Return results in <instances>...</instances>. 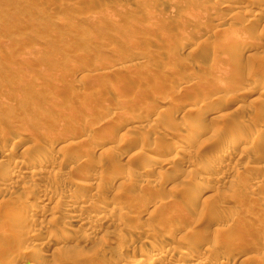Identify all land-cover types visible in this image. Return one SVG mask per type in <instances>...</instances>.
<instances>
[{
  "label": "rangeland",
  "instance_id": "obj_1",
  "mask_svg": "<svg viewBox=\"0 0 264 264\" xmlns=\"http://www.w3.org/2000/svg\"><path fill=\"white\" fill-rule=\"evenodd\" d=\"M176 1L0 0V150L15 148L9 164L33 167L41 174V181L10 182L1 173L0 230L5 235L0 237L7 242L0 247V264L29 263L33 250L46 242L52 247L44 264H133L159 237H168V251L180 254L187 247L180 239L183 234L198 242V248L193 247L199 252L211 253V246L219 249L208 264L225 259L230 264H264V14L239 10L248 2L251 12L256 6L263 9L264 0ZM220 24L239 29L238 35L230 31L229 37H235L232 46L220 35ZM114 112L118 119L108 123ZM84 131L85 139L80 137ZM180 134L181 149L171 151ZM242 137L250 142L241 144ZM151 138L155 143L146 141ZM76 142L83 145V154L79 146L74 151ZM232 144L234 155L225 159ZM42 148L49 154L34 168L31 154L35 158ZM79 157L89 165L75 168L76 161L82 163ZM118 159L126 162L116 166ZM47 162L60 164L61 172ZM209 171L222 176L221 182H197V176ZM47 189L64 192L63 198L51 194L38 201L35 197ZM95 189L100 196L93 197ZM25 198V215L32 212L35 223L21 229L12 222L11 211ZM68 198L87 205V226L68 221ZM147 211L153 215L147 217ZM164 213H170L168 218ZM164 216L175 219L172 235L161 224ZM21 231L37 237L20 244L16 238ZM135 245L145 251L139 253ZM185 261L202 263L197 257Z\"/></svg>",
  "mask_w": 264,
  "mask_h": 264
},
{
  "label": "bare ground",
  "instance_id": "obj_2",
  "mask_svg": "<svg viewBox=\"0 0 264 264\" xmlns=\"http://www.w3.org/2000/svg\"><path fill=\"white\" fill-rule=\"evenodd\" d=\"M178 1V0H177ZM176 1V2H177ZM191 1V0H190ZM228 1V0H227ZM233 1V0H232ZM245 1V0H244ZM248 1V0H247ZM253 1V0H252ZM260 3L263 1V0H258ZM258 1H257V3H258ZM169 2V1H168ZM181 2V1H180ZM194 2V1H193ZM210 2V1H209ZM170 3V2H169ZM186 3H187V1H186ZM200 3H202V2H200ZM220 3V4H219ZM243 3V2H242ZM248 3H251V2H248ZM247 3V5H249ZM262 3H264V2H262ZM261 3V4H262ZM182 4V3H181ZM203 4V3H202ZM201 4V5H202ZM218 4L221 6V2H218ZM255 4H256V1H255ZM255 4H254V6H255ZM172 5V7H173V4H171ZM188 5H190V4H188ZM193 4L191 3V6H192ZM210 5H213V4H211L210 3ZM243 4H241L240 5V7H239V10H241L243 13H247V15H248V13L251 15V16H255V15H257L260 11H262L263 12V14H264V8L263 9H261L260 7H257L256 6V8L251 12L250 11V9L248 8V6L246 5V6H242ZM260 5V4H259ZM176 6H177V3H176ZM180 6V5H179ZM204 6V5H203ZM236 6V5H235ZM252 6H253V4H252ZM263 6H264V4H263ZM170 7V6H169ZM175 7V6H174ZM184 7V6H183ZM213 7H214V5H213ZM223 7H228L227 5H225L224 4V6ZM178 8V7H177ZM180 8V7H179ZM185 8V7H184ZM190 7H188L187 9H189ZM191 8H194V7H191ZM196 8V7H195ZM202 8V6L200 7V9ZM205 8H206V6H205ZM182 9V8H181ZM186 8H185V10H187ZM200 9H198L199 11H200ZM202 9H204V8H202ZM234 9H236V8H234ZM261 9V10H260ZM192 10V9H191ZM206 10V9H205ZM204 10V11H205ZM209 10V9H208ZM252 10V9H251ZM180 11V10H179ZM198 11V12H199ZM207 11V10H206ZM235 11V10H234ZM183 12V11H182ZM185 12V11H184ZM202 12V11H201ZM210 12V11H209ZM209 12H208V14H209ZM186 13V12H185ZM190 13H192V12H190ZM204 13V12H203ZM234 13V12H233ZM237 13H239V12H237ZM184 14V13H183ZM188 14V13H187ZM195 14V13H194ZM205 14V13H204ZM240 14V13H239ZM201 15H203L202 13H201ZM205 15H207V14H205ZM231 15V14H230ZM234 15H236V14H234ZM243 15V14H242ZM245 15V14H244ZM232 16V15H231ZM250 16V17H251ZM226 17V16H225ZM249 17V16H248ZM247 17V18H248ZM230 18V17H229ZM257 19V18H256ZM200 20V19H199ZM225 20V19H224ZM232 22H233V19L231 20ZM231 21H229V22H231ZM243 21V20H242ZM252 21V20H251ZM254 21V20H253ZM234 22H235V20H234ZM259 22V21H258ZM227 23V22H226ZM237 23V22H236ZM247 24V23H246ZM232 25H233V23H232ZM247 26V25H246ZM220 29H219V32H220V35L222 36H226L227 38H226V40L228 41V42H234V39H235V37L232 39V37H233V35L232 34H234V33H232L231 32V35H232V37L230 38L229 37V35H230V31H233V32H236V31H238V33L236 32L235 33V35H238L240 32H239V29L238 30H233V28L230 26V25H225V24H220ZM241 28V27H240ZM242 29H244V27L242 28ZM218 32V33H219ZM252 32V31H251ZM180 33V32H179ZM218 33H216L215 34V36L218 34ZM228 35V36H227ZM243 35V34H242ZM241 36V35H240ZM248 36H250L249 34H248ZM237 37H239V36H237ZM243 37H244V35H243ZM252 37V36H251ZM246 38V37H245ZM216 39V38H215ZM243 40H246V39H243ZM235 42H236V40H235ZM177 43V42H176ZM175 43V44H176ZM217 43H219L220 44V42H216V44ZM212 44V43H211ZM218 44V45H219ZM237 44V43H236ZM210 45V44H209ZM241 45V44H240ZM239 45V46H240ZM229 46V45H228ZM231 46H232V43H231ZM217 47V46H216ZM216 47H214L213 48V50L214 49H216ZM236 47H238V46H236ZM235 47V48H236ZM209 48V47H208ZM229 48V47H228ZM218 49V48H217ZM233 49V48H232ZM237 49V48H236ZM212 50V49H211ZM204 51V50H203ZM216 51V50H215ZM226 51V50H225ZM243 51V50H242ZM206 52V51H205ZM214 52V51H213ZM238 52V51H237ZM209 53H210V51H209ZM208 54V53H207ZM226 55V54H225ZM228 56V55H227ZM208 57V56H207ZM207 57H205V58H207ZM220 57V56H219ZM223 57H224V55H223ZM226 57V56H225ZM221 59H222V57H221ZM234 59H237V58H234ZM219 60V59H218ZM227 60V59H226ZM221 61V60H220ZM231 61V60H230ZM215 62V61H214ZM217 62V61H216ZM241 62V61H240ZM221 63H223V62H221ZM232 63V62H231ZM217 64V63H216ZM229 64V63H228ZM238 64V63H237ZM236 64V65H237ZM241 64V63H240ZM227 65V64H226ZM230 65V64H229ZM231 65H233V64H231ZM235 66V65H234ZM246 66H248V65H246ZM232 67V66H231ZM243 67V66H242ZM226 68V67H225ZM233 68V67H232ZM235 68V67H234ZM244 68V67H243ZM219 69V68H218ZM228 69V68H227ZM213 70H215V69H213ZM229 70V69H228ZM238 70V69H237ZM241 70V69H240ZM239 70V71H240ZM245 70V69H244ZM216 71V70H215ZM235 72V71H234ZM243 73V72H242ZM228 74V73H227ZM232 74V73H231ZM219 76V75H218ZM216 77V76H215ZM248 77V76H247ZM216 78H220V77H216ZM249 78V77H248ZM198 79V78H197ZM196 79V80H197ZM190 81V80H189ZM188 81V82H189ZM255 81V80H254ZM256 82V81H255ZM252 83V82H251ZM254 85L256 84V83H253ZM258 84H259V82H258ZM263 85V84H262ZM225 91V90H224ZM209 98H208V100L210 99V97L211 96H208ZM213 99H216L215 97L214 98H212L211 99V101L213 100ZM211 101L210 102H208V103H211ZM178 105V104H177ZM170 107V106H169ZM168 107V108H169ZM174 107V106H173ZM180 107V106H179ZM219 107H221V106H219ZM184 108V107H183ZM222 108V107H221ZM161 110V109H160ZM163 110H165V108L163 109ZM168 110V109H167ZM178 111H179V109H177ZM162 111V110H161ZM170 112L169 113H171V110H169ZM178 111H176V112H178ZM166 112V111H165ZM174 111H172V113H173ZM213 112V111H212ZM163 113V112H162ZM171 113V114H172ZM207 113V112H206ZM113 114H118V113H112V119L110 120V121H108V119H107V122L109 123H111V122H115L118 118V115L116 116V115H113ZM177 114H179V113H177ZM185 114V113H184ZM210 114V113H209ZM165 115V114H164ZM169 115V114H168ZM114 116V117H113ZM119 116H120V114H119ZM170 116H172V115H170ZM174 116H176V115H174ZM166 117H167V115H166ZM177 117V116H176ZM169 118V117H168ZM175 118V117H174ZM170 119V118H169ZM171 120V119H170ZM106 121V120H105ZM140 121V120H139ZM138 121V122H139ZM179 122V121H178ZM103 123V122H102ZM107 123V124H108ZM192 124V123H191ZM105 126V125H104ZM109 127H111V126H109ZM134 127V126H133ZM132 127V128H133ZM139 127V125L138 126H135L134 128L135 129H137ZM105 128V127H104ZM103 128V129H104ZM140 128H141V126H140ZM106 129H108L109 130V128H106ZM142 129V128H141ZM100 131L102 130V129H99ZM98 130V131H99ZM241 131H242V129H240ZM112 131V130H111ZM83 132V131H82ZM96 132V131H95ZM110 132V131H109ZM113 132V131H112ZM86 133H88V131L86 132ZM111 133V132H110ZM232 133H235L236 134V131L235 132H233V130H232ZM232 133H231V136H232ZM81 135H80V137H82V138H84L83 136H86L85 135V131H84V133H80ZM237 134H238V131H237ZM96 135V134H95ZM239 135V134H238ZM241 135V134H240ZM98 136V135H97ZM104 136V135H103ZM110 136V135H109ZM113 136H114V133H113ZM179 137L176 139V140H173L172 141V146H171V151L172 150H174V151H179L180 149H181V145H182V139H183V135L182 134H180V135H178ZM101 137H102V134H101ZM234 137H236V136H234ZM112 138V137H111ZM188 138V137H187ZM232 138V137H231ZM245 138H247V137H245ZM85 139V138H84ZM97 139V138H96ZM104 139V138H103ZM228 139V138H227ZM248 140H249V138H247ZM102 140V139H101ZM190 140V139H189ZM55 141V140H54ZM98 141H100V139L98 140ZM146 141H152V142H154L155 143V141H153L152 140V138L149 140H146ZM27 142V141H26ZM53 142V141H52ZM57 141H55V143H56ZM91 143L93 142L92 140L90 141ZM95 142V141H94ZM116 142V141H115ZM186 142H187V139H186ZM247 142H250V141H247V140H245V139H243V137H242V140H240V143L241 144H245V143H247ZM58 143V142H57ZM77 143V144H76ZM76 143H74V145H75V150L74 151H76L77 149H80V154H83V152H81V150H82V146L83 145H81V147L79 146V144H78V142H76ZM96 143V142H95ZM145 143V142H144ZM185 143V142H184ZM52 144V143H51ZM66 144V143H65ZM83 144V143H82ZM93 144V143H92ZM147 144V143H146ZM149 144H150V142H149ZM86 145H87V142H86ZM89 145V144H88ZM143 143H141V146L143 147ZM215 145H217V144H215ZM29 147H30V145H28ZM27 145L24 147V149L26 148V150L27 151H25L24 150V152H28V147ZM34 146V144L32 145V147ZM53 146H54V142H53ZM80 148H79V147ZM104 146V145H103ZM120 146V145H119ZM119 146H116V147H119ZM17 147V146H16ZM31 147V148H32ZM55 147V146H54ZM64 147H66V145L64 146ZM64 147H62V154H64L63 152H64V150H63V148ZM78 147V148H77ZM85 147V146H84ZM87 147H89V146H87ZM113 147H114V145H113ZM146 147V146H145ZM151 147H154V145L153 146H151ZM151 147H149V149L151 148ZM1 148V147H0ZM4 148H6V147H4ZM8 148V147H7ZM92 148V147H91ZM96 148H98V147H96ZM120 148V147H119ZM144 148V147H143ZM147 148V147H146ZM1 149H3V148H1ZM14 149L15 148H12V149H10V150H0V176L2 175L1 173H4V174H7V175H3V176H8V180L10 181V182H20V181H24V179H29V181H31L30 179H32V180H36L37 181V179L38 180H40V177H39V174H40V171H37L36 169H33V167L30 169V170H26L25 168H23V169H16L15 168V166H11L10 164H9V159H8V157L9 156H11V154L13 153V151H14ZM30 149V148H29ZM34 149V148H33ZM85 149H86V147H85ZM88 149V148H87ZM90 149V148H89ZM113 149V151H114V149H115V147L114 148H112ZM118 149V148H117ZM153 149V148H152ZM151 149V150H152ZM209 149V148H208ZM46 149H44V148H42V151H40V152H38V154L36 155L35 154V158H34V156H33V154L34 153H29V154H31V158H30V160L34 163L33 165H35L34 166V168L36 167V166H38L37 164H39L40 163V161L45 157V156H47L49 153H48V151H49V149H47L48 151H45ZM84 150V149H83ZM93 150H95V149H93ZM109 150V149H108ZM150 150V151H151ZM199 150V149H198ZM236 150V145L235 144H232L231 146H230V148L227 150V152H226V154L223 156L225 159L227 158V159H230V158H232V156L234 155V151ZM31 151V150H30ZM33 151V150H32ZM31 151V152H32ZM79 151V150H78ZM77 151V152H78ZM92 151V150H91ZM110 152H112L111 150H109ZM153 151V150H152ZM220 151V150H219ZM15 152V151H14ZM23 152V151H22ZM35 152V151H34ZM59 152V151H58ZM84 152H86L87 153V151H84ZM221 152V151H220ZM46 153H47V155H46ZM60 153V152H59ZM58 153V154H59ZM71 153V152H70ZM85 153V154H86ZM90 153V152H89ZM108 153V152H107ZM113 153V152H112ZM169 153V152H168ZM218 153V152H217ZM53 154H55V153H53ZM66 154V153H65ZM79 154V155H80ZM92 154V153H91ZM109 154V153H108ZM209 154H212V153H209ZM208 154V155H209ZM61 155V154H60ZM106 155V154H105ZM141 155V154H140ZM213 155V154H212ZM62 157H64L63 155H61ZM67 156H70V157H72L71 155H67ZM74 156H78V154L76 153V155H74ZM82 156V155H81ZM58 157V156H57ZM208 157H210V155L208 156ZM221 157V156H220ZM51 158H56V156H54V157H51ZM65 158V157H64ZM90 158V157H89ZM211 158H212V156H211ZM237 158V157H236ZM8 159V160H7ZM53 159V160H54ZM57 159V158H56ZM73 159V158H72ZM79 159H80V157H79ZM78 159V160H79ZM176 159V155H172V158H171V160H175ZM21 160V159H20ZM24 160V159H23ZM22 160V161H23ZM29 160V161H30ZM51 160V159H50ZM61 160H62V158H61ZM63 160H65V159H63ZM74 160H77V158L75 157V159ZM81 160V159H80ZM79 160V161H80ZM206 160V159H205ZM28 161V160H27ZM82 161V160H81ZM84 161H85V159H84ZM87 161V160H86ZM85 161V163H87ZM89 161V160H88ZM15 162H17V161H15ZM42 162H46V159H45V161H42ZM63 162V161H62ZM126 162V161H125ZM124 161H122V162H120L119 161V159L117 160V161H115V165H116V163H117V165L116 166H120L121 167V165H123L122 163H125ZM11 163V162H10ZM48 163V162H47ZM58 163H60L59 161H58ZM58 163L57 164H55V162H52L51 164L50 163H48L50 166V169H53V171L55 170H58L57 168L60 166V164L62 165V163H60L59 164V166H57L58 165ZM72 163H74V162H72ZM75 163H77V164H74L76 167L75 168H79L80 166H84L85 164L83 163V161H82V163L81 162H78V161H76ZM113 163H114V161H113ZM112 163V164H113ZM13 164V163H12ZM20 164V163H19ZM42 164H44V163H42ZM80 164H84V165H80ZM23 165V164H22ZM45 165H46V163H45ZM74 165H72V166H70V168H69V171H70V169L74 166ZM89 165V164H88ZM87 164L85 165V167L86 166H88ZM20 166V165H19ZM40 166V165H39ZM48 167V166H47ZM115 166L113 165V168H114ZM38 168V167H37ZM74 168V167H73ZM39 169H40V167H39ZM48 169V168H47ZM46 169V170H47ZM50 169L48 170L49 172H50ZM83 168H80V171L82 170ZM36 170V171H35ZM59 172H61V167H59ZM72 170V169H71ZM116 170V169H115ZM120 170V169H119ZM118 170V171H119ZM144 170V169H143ZM52 171V170H51ZM68 171V170H67ZM68 171V172H69ZM73 171V170H72ZM114 171V170H113ZM66 172V171H65ZM65 172H63V173H65ZM83 172V171H82ZM112 172V171H111ZM115 172V171H114ZM117 172V171H116ZM52 173V172H51ZM62 173V174H63ZM70 173V172H69ZM69 173H67V174H69ZM72 173L73 172H71V175H72ZM47 174V173H46ZM58 173L56 172L54 175H57ZM62 174H60V176H63ZM66 174V173H65ZM110 174V173H109ZM117 174V173H116ZM41 175V174H40ZM48 175V174H47ZM79 175V174H78ZM80 175H81V172H80ZM3 176H2V179H3ZM38 176V177H37ZM42 176H44V175H42ZM46 176V175H45ZM57 176H59V175H57ZM56 176V177H57ZM114 176V175H113ZM66 177H68V175H66ZM82 176H80V178H81ZM1 178V177H0ZM7 178V177H6ZM45 178H50V177H45ZM70 177H68V179H69ZM100 177L99 176H97V179H99ZM116 178V177H115ZM221 178H222V176L221 177H218V176H215V173H212V172H210L209 171V173H204V175L201 177V176H197V178H196V180H198L197 182H201V183H213V184H215V183H218V182H221ZM44 179V178H43ZM58 179H59V177H58ZM67 179V180H68ZM82 179V178H81ZM4 180H5V178H4ZM4 180H3V182H4ZM8 180H7V185H8ZM45 180V179H44ZM47 180V179H46ZM45 180V181H46ZM70 180V179H69ZM84 180V179H83ZM6 181V180H5ZM41 181V180H40ZM40 181H39V183H40ZM48 181V180H47ZM44 182V181H43ZM49 182V181H48ZM67 182V181H66ZM70 182V181H69ZM6 183V182H5ZM5 183H4V185H5ZM81 183V182H80ZM84 183H87V181L86 182H84ZM93 183V182H92ZM1 184V183H0ZM2 185H3V183H2ZM15 185H16V183H15ZM79 185V183H77V185H75V186H78ZM105 185H106V183H105ZM261 185V184H260ZM49 186V185H48ZM82 186H84V185H82ZM144 187H147L146 185L144 186ZM53 189V188H52ZM68 189V188H67ZM76 189V188H75ZM144 189V188H143ZM6 190V189H5ZM9 191V190H8ZM62 191H64V190H62ZM68 191H70V190H68ZM74 191V190H73ZM7 192V191H6ZM64 193V192H63ZM63 193L60 191H53V190H49V189H47L46 191H42V193L40 194V195H37L35 198H37L38 199V201H39V199H40V201L42 200H45L46 198H47V196L48 195H51V194H54V195H56L59 199L60 198H63ZM65 194H66V192H65ZM92 195H93V197H97V196H100L101 195V192L99 191V190H96L95 189V191L92 193ZM91 195V196H92ZM263 195V194H262ZM137 196H138V194H137ZM137 196H135V197H137ZM140 196V195H139ZM264 196V195H263ZM21 197V196H20ZM19 197V198H20ZM27 197V196H26ZM30 198V197H29ZM74 198V197H73ZM16 199V198H15ZM132 199V198H131ZM139 199V198H138ZM20 200V199H19ZM25 200H26V198L24 199V200H22L24 203H25ZM75 200H77V199H75ZM111 200V199H110ZM109 200V201H110ZM73 201V202H72ZM70 200V198H68L67 199V203H68V206H69V209H70V211H68V212H70L69 214L70 215H68L69 217H67V218H69V220L68 221H70V222H72L73 224H75V225H79L80 227L83 225V226H87L89 223H88V218L86 217V215H85V213L83 212V208H84V206H87V205H83L82 203H79V202H76V201H74V200ZM78 201V200H77ZM111 201H113V200H111ZM128 201V200H127ZM139 201V200H138ZM26 202H28V200L26 201ZM128 202H130V201H128ZM147 202V201H146ZM6 203V202H5ZM13 203V202H12ZM20 202H18V204H19ZM20 204V205H18L17 206V204H16V208H14V209H12L13 211H11V213H12V215H13V218H11V220H12V222H13V220H15L14 222V224L16 225V226H18V228L20 227L21 229H22V227H25L26 228V225H27V227H28V225L32 222V221H34V214L31 212H29L30 214H28V215H25L26 214V209L27 208H25L26 207V203L25 204ZM113 203V202H112ZM114 203L115 204H120V203H116V201H114ZM132 203V202H131ZM139 203H140V201H139ZM144 203V202H143ZM180 203V202H179ZM10 204V203H9ZM78 204H81V206H79L78 207ZM158 203H156L155 205H156V207H159L158 205H157ZM188 204V203H187ZM3 205V204H2ZM83 205V206H82ZM145 205H146V203H145ZM160 205V204H159ZM185 205V204H184ZM10 206V205H9ZM12 206V205H11ZM30 206V205H29ZM144 206V205H143ZM142 206V207H143ZM147 206V205H146ZM187 206V205H186ZM203 207H205V209L207 208L206 206H203ZM13 208V207H12ZM29 208V207H28ZM154 208V207H153ZM172 210L175 208H172V207H170ZM177 208H180V206L178 207H176L175 209H177ZM185 208V207H184ZM193 208V207H192ZM2 209V208H1ZM9 209V208H8ZM11 209V208H10ZM142 209V208H141ZM144 209V208H143ZM171 209H168V210H171ZM4 210V209H3ZM67 210H68V208H67ZM146 210V209H145ZM181 210V209H180ZM195 210V209H194ZM201 211L200 212H203L204 210L203 209H200ZM2 211V210H1ZM5 211H7V210H5ZM28 211V210H27ZM33 211V210H32ZM167 211V210H166ZM176 211V210H175ZM8 212V214H11L10 213V210L9 211H7ZM168 212H170V211H168ZM176 212H178V209H177V211ZM175 212V213H176ZM180 212V211H179ZM147 213H149L148 211H147ZM152 213H153V211H152ZM170 213H173V212H170ZM170 213H169V215H170ZM180 213H182V212H180ZM203 213H205V211L203 212ZM4 214H7V213H4ZM3 214V215H4ZM164 214H166V213H164ZM183 214V213H182ZM189 214V213H188ZM206 214H208V213H206ZM12 215H11V217H12ZM149 215H151L150 213L148 214V216L147 217H149ZM153 215V214H152ZM151 215V216H152ZM167 215V218H168V214H166ZM180 215V214H179ZM190 216V218H191V216H192V214L190 213L189 214ZM9 216V215H8ZM8 216H6V217H8ZM36 216V215H35ZM129 216V215H128ZM150 216V217H151ZM180 216H182V215H180ZM201 216V215H200ZM163 217V216H162ZM171 217V216H170ZM183 217V216H182ZM181 217V219H183ZM130 218V217H129ZM175 218H177L178 219V217H175ZM184 218H187V217H184ZM189 218V219H190ZM96 219H99V221H100V218H96ZM147 219V218H146ZM163 219H165L161 224H163V227H164V230H165V232L167 233V235L168 234H171L172 235V233L171 232H173V230H175L176 229V224L174 223V221H175V219H174V221L173 220H171V219H166L165 218V216H164V218H162V220ZM188 219V220H189ZM195 219V218H194ZM193 219V220H194ZM213 219V218H212ZM148 220V219H147ZM146 220V221H147ZM179 220V219H178ZM184 220H186V219H184ZM93 221V220H92ZM98 221V222H99ZM101 221H103L102 219H101ZM101 221L99 222L100 224H101ZM144 221V220H143ZM11 222V221H10ZM94 222V221H93ZM96 222V221H95ZM98 222H97V225H98ZM142 222V221H141ZM179 222V221H178ZM191 222V221H190ZM29 223V224H28ZM34 223H35V221H34ZM48 223V222H47ZM102 223H104V222H102ZM143 224L145 223V221L144 222H142ZM180 223V222H179ZM143 224H142V226H143ZM182 224V223H181ZM189 224V223H188ZM192 224V223H191ZM190 224V225H191ZM236 224H238V223H236ZM25 225V226H24ZM90 225H91V227H92V222L90 223ZM95 225V224H94ZM151 225V224H150ZM150 225H149V227H150ZM185 225V224H184ZM198 225V224H197ZM14 226V225H13ZM44 226V225H43ZM148 226V225H147ZM146 226V227H147ZM179 226H180V224H179ZM199 226V225H198ZM238 226V228H240L239 227V225H237ZM241 226V225H240ZM4 227V226H3ZM46 227V225L44 226V227H41L40 228V231L41 230H43V228H45ZM144 227V226H143ZM142 227V228H143ZM181 227H183V226H181ZM208 227V226H207ZM242 227V226H241ZM93 228V227H92ZM91 228V229H92ZM94 228H96L95 226H94ZM190 228H192V227H190ZM203 228V227H202ZM5 229H6V227H5ZM10 229V228H9ZM89 229V228H88ZM146 229V228H145ZM159 229V228H158ZM180 229H182V228H180ZM200 229V228H199ZM242 229V228H241ZM245 229V228H244ZM11 230V229H10ZM9 230V231H10ZM12 230H13V227H12ZM96 230V229H95ZM138 230V229H137ZM144 230V229H143ZM142 230V231H143ZM185 230V229H184ZM194 230V229H193ZM192 230V231H193ZM209 230V229H208ZM238 230H240V229H238ZM14 231V230H13ZM24 231V230H23ZM140 231V230H139ZM200 231H202V229L200 230ZM200 231L199 230H197V232H199V234H200ZM233 231V230H232ZM241 231V230H240ZM240 231H238V234H240L239 232ZM243 231V230H242ZM4 230L2 229V231L0 230V235L2 236V237H4ZM6 233H7V231H5ZM15 232V231H14ZM212 232V231H211ZM210 232V233H211ZM245 233L247 232V231H244ZM24 233V232H23ZM137 233H138V231H137ZM149 233V232H148ZM191 233V232H190ZM190 233H188V237H189V234ZM195 233H196V231H195ZM242 233V235H243V232H241ZM4 234V235H3ZM8 234H12V232H9ZM15 234H17V233H15ZM21 234H22V231H21ZM28 234V233H27ZM27 234H22L21 236H19L18 237V239L16 238V240L18 241V243H20V240H22L23 241V243H30V242H32L33 241V239H35L37 236H35L34 234H29V235H27ZM162 234V233H161ZM192 234H193V232H192ZM191 234V235H192ZM203 234H205V232L203 233ZM229 234H231V237L233 238V239H236V237H235V233L233 232H231V233H229ZM143 235V234H142ZM144 235H145V233H144ZM154 235H156V234H154ZM164 235H165V233H164ZM170 235V236H171ZM195 235V234H194ZM197 235H198V233H197ZM201 236H202V234H200ZM206 236L208 235V234H205ZM8 236H12V235H8ZM7 236V237H8ZM196 236V235H195ZM199 236V235H198ZM206 236H204V238L206 237ZM227 236V238L228 237H230V235H226ZM241 236V235H240ZM239 236V238L240 239H242V237H240ZM246 236V235H245ZM2 237H0L1 239H0V247H2L3 245H4V243H6L7 241L6 240H4ZM12 237H14V236H12ZM11 237V238H12ZM154 237V236H153ZM187 237V235H185V234H183V236L181 235L180 236V239L182 238V241H183V238H184V241H183V243H184V245H186V243H187V247L185 246V249H183V250H180L179 251V253L180 254H178V255H175V253H170L169 251H168V249L166 248L167 247V245H168V241H170L169 240V238L168 237H163V238H158L157 239V241H155V243H151L150 245H151V250L149 251H145L142 247H143V245L142 246H137V245H135V246H137V247H135V249H139V253H141V252H143V250L145 251L144 253H143V255H141V257L140 258H137V259H135L134 261H133V264H189V262H187V261H185L186 259H192L193 257H197V258H199L201 261H202V263H200V264H208L209 262V259L210 258H212V255L215 253V250H216V248L217 247H215V246H211V247H208V248H210V251H211V253H209L208 252V250L207 249H205V250H207V252H204V251H200L199 252V249H198V251H197V249L195 250V245H194V247H193V244H198V242H195V240H194V242L195 243H193V240H192V238H191V240L192 241H189L190 240V237H189V240H188V238H186ZM230 237V238H231ZM9 238V237H8ZM147 238V237H146ZM152 238V237H151ZM168 238V239H167ZM198 238V237H197ZM199 238H201L200 236H199ZM203 238V237H202ZM224 238H226L225 236H224ZM10 239V238H9ZM9 239H7L8 241H9ZM195 239V238H194ZM205 239H207V238H205ZM212 239H214V238H212ZM229 239V238H228ZM156 240V239H155ZM199 240V239H198ZM197 240V241H198ZM226 240V239H225ZM247 240V239H246ZM6 241V242H5ZM13 242L15 241L14 239L12 240ZM52 241V240H51ZM55 242H58V241H56V239L54 240ZM145 241V240H144ZM201 241V240H200ZM200 241H199V243H200ZM204 240H202V242H203ZM205 241H207V240H205ZM210 241V240H209ZM208 241V242H209ZM233 242H234V240H232ZM239 241V240H238ZM241 241V240H240ZM11 242V241H10ZM54 242V243H55ZM207 242V243H208ZM217 242V241H216ZM215 242V243H216ZM229 242V241H228ZM246 242V241H245ZM15 243V242H14ZM13 243V244H14ZM147 243V242H146ZM205 243V242H204ZM211 243V242H210ZM218 243H221V242H218ZM240 243V242H239ZM242 243H244V242H242ZM8 244V243H7ZM10 244V243H9ZM12 244V243H11ZM10 244V245H11ZM20 244H22V243H20ZM143 244H145V243H143ZM196 244V246H197V248H198V246L199 245H197ZM209 244V243H208ZM221 244H224V243H221ZM233 244V243H232ZM235 244V243H234ZM236 244H238V243H236ZM241 244V243H240ZM19 245V244H18ZM42 245H44V246H40V248H36L35 250H33V252L35 253L33 256H34V259L33 260H31V262H26L25 261V264H44L43 263V261H45V260H47L48 259V257H50L49 256V252H50V250H51V247H52V244H50V242H46L45 244H42ZM202 245V244H201ZM204 245V244H203ZM239 245V244H238ZM9 246V245H8ZM16 246V248H17V245H15ZM146 246H148L147 244H146ZM169 246V245H168ZM182 246H183V244H182ZM231 246V245H230ZM12 247V246H11ZM39 247V246H38ZM238 247V246H237ZM240 247V246H239ZM15 248V247H14ZM15 248V249H16ZM144 248L146 249V247L144 246ZM223 248V247H222ZM232 248V247H231ZM236 248V247H235ZM18 249V251H19V248H17ZM150 249V248H149ZM170 249V248H169ZM218 249V248H217ZM11 250H13V249H11ZM219 250V249H218ZM32 251V250H31ZM226 251V249L224 250V252ZM12 252V251H11ZM22 253H24L23 252V249H22V251H21ZM27 252V251H26ZM133 252V251H132ZM223 252V251H222ZM17 253V252H16ZM138 253V252H137ZM177 253V252H176ZM230 253V252H229ZM241 253V252H240ZM248 253V252H247ZM19 254H21V253H19ZM221 254V253H220ZM227 254V253H226ZM232 254V253H231ZM236 254V253H235ZM235 254H233V255H235ZM52 255V254H51ZM221 255H223V254H221ZM228 255V254H227ZM226 255V256H227ZM240 255V254H239ZM32 256V257H33ZM232 256V255H231ZM219 257V256H218ZM222 257H224V255L222 256ZM234 257V256H233ZM248 257V256H247ZM51 258H53L52 256H51ZM229 258V257H228ZM230 258H232V257H230ZM235 258H236V256H235ZM246 258V257H245ZM224 259H225V257H224ZM250 259V258H249ZM248 259V260H249ZM49 260V259H48ZM245 260H247V259H245ZM251 260V259H250ZM218 261V260H217ZM228 261H231V260H228ZM227 261V259H225V260H223V261H221L220 262V264H230L229 262ZM233 261H234V259H233ZM232 261V262H233ZM241 261H243V260H241ZM235 262V261H234ZM246 262V261H245ZM244 263V262H243ZM249 263V262H248ZM247 263V264H248ZM263 263V262H262ZM19 264V263H18ZM21 264H23V263H21ZM127 264H132V261H128L127 262ZM241 264V263H240ZM245 264V263H244ZM252 264V263H251Z\"/></svg>",
  "mask_w": 264,
  "mask_h": 264
}]
</instances>
